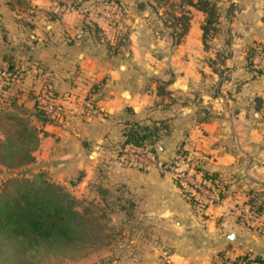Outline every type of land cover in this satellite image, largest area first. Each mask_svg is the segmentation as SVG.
Returning <instances> with one entry per match:
<instances>
[{
    "label": "crops",
    "instance_id": "1",
    "mask_svg": "<svg viewBox=\"0 0 264 264\" xmlns=\"http://www.w3.org/2000/svg\"><path fill=\"white\" fill-rule=\"evenodd\" d=\"M28 1L42 9L10 10L20 20L23 15L34 19L28 18L27 29L21 26V35L26 34L20 41L4 40L5 29L0 34V65L13 61L23 69L21 90L49 81L57 91L88 94L94 106L64 122H39V146L30 165L37 164L35 170H45L70 189L83 184L88 191L95 178L103 184L106 176L95 174L99 164L94 167L98 158L93 154L119 146L129 122L162 121L166 127L157 141L159 158L170 159L176 147L189 148L204 169L216 174L220 190L219 198L200 206L195 196L183 199L187 193L168 170L121 167L122 176L113 174L142 195L155 192L157 204L174 194L176 204L189 205L188 213L175 220L189 231L182 236L187 243L168 256L174 264H225L216 259L222 251L229 258L258 256V264H264V228L249 227L236 208L254 196L264 209V120H247L246 107L232 106L225 96L204 89L209 75L200 71L204 43L199 23L192 18L186 40L172 43L167 35L142 36V16L150 11L133 4L146 0H119L124 12L118 25L114 18L92 12L57 13L52 0ZM0 20L2 29V14ZM251 111L264 114L262 106H251ZM1 169L6 170L0 164Z\"/></svg>",
    "mask_w": 264,
    "mask_h": 264
},
{
    "label": "rangeland",
    "instance_id": "2",
    "mask_svg": "<svg viewBox=\"0 0 264 264\" xmlns=\"http://www.w3.org/2000/svg\"><path fill=\"white\" fill-rule=\"evenodd\" d=\"M52 1L53 9L57 13L76 11L57 10L55 1ZM85 1L87 0H80L79 7L90 6L84 5ZM140 2L142 5L135 2L134 7L146 8L150 11L142 16V27L145 30L142 31L144 39L167 35V39L174 43V39L182 30V25L175 24V20L170 17L171 14L181 12L183 16L189 15L188 29L192 18L200 26L204 19L203 11L198 9L196 11V8L188 3L179 5L180 0H159V2L146 0ZM11 9L40 11L42 8H35L28 0H0V14L4 16L0 34L3 35L5 29L7 33H4V40L10 38L11 41H20L19 38L25 37L26 34L24 31L21 35V26L27 29L30 25L29 19L33 20L34 17L29 18V16L23 15L21 19H24V23L23 20L10 12ZM167 10L170 14L166 13ZM216 10L218 19L211 25L215 28L210 29L206 38L207 43L202 48L204 51L202 67L204 69H200V71L203 72V76L209 75L204 89L209 95L225 96L232 106L246 107L249 110L245 113L247 120H264V114L251 111V106L255 105L264 108V0H216ZM113 15L116 14L113 12ZM121 17V15L112 17L115 25H118L117 20ZM201 34L202 31L200 33L202 40ZM187 36L188 30L181 35L180 41L186 40ZM242 46H244L243 49ZM253 47L256 52L251 55V63H249V58L246 55L248 48ZM247 81L254 83L248 85L246 84ZM22 82L23 78L20 86ZM30 90L33 89L30 87L23 89L17 100V103L23 102L20 110L23 111L24 116H28L27 113H29L33 102L32 99H28L31 95ZM203 90L202 92H204ZM238 95L240 96L239 99L237 98ZM249 96L254 97L253 100L250 101ZM29 118L36 124L40 122L35 116L29 115ZM120 148L121 145H108L102 149L100 154H93L92 156L93 159L98 158L94 165L95 167L99 164L95 169V174L97 172L99 175L104 174V172L106 174L105 177L101 178L103 184L98 183L99 178H95L88 191H83V184L70 189L81 200V204H99L103 207L97 210V213L102 216L101 222H106L108 228L103 229V231L98 229L96 240L87 245L83 255L75 258L44 257L42 264H174L168 254L185 245L187 242L182 239V236L190 234L186 228H180L175 220L179 219V216H183L181 212L188 213L186 211L189 210V205L176 204L177 199L174 194H166L165 204H157L155 192L142 195L140 189L137 190L135 187L131 189L130 185L117 177V175L122 176L120 168L135 170H142L143 168L121 163L118 158ZM179 148L181 146L176 147V151ZM36 166L37 164H28L26 167L11 170L1 169L0 184L4 179L14 174H29L37 168ZM114 173L117 175L114 176ZM93 176L94 173L91 178ZM183 192L186 193V191ZM181 196L183 199L190 200V196L193 195L184 194ZM187 196L189 197L187 198ZM103 210H105L106 215H103ZM218 254L220 253L218 252ZM0 264L6 263L1 261Z\"/></svg>",
    "mask_w": 264,
    "mask_h": 264
},
{
    "label": "trees",
    "instance_id": "3",
    "mask_svg": "<svg viewBox=\"0 0 264 264\" xmlns=\"http://www.w3.org/2000/svg\"><path fill=\"white\" fill-rule=\"evenodd\" d=\"M23 1V0H16ZM118 16L124 12L119 0H103ZM159 2V0H157ZM161 2V1H160ZM138 5H142L140 1ZM188 3L190 6L204 12V19L200 26L202 41L206 45V38L211 26L218 19L216 0H180L179 5ZM80 0H74L79 6ZM166 13H169L168 10ZM175 24H181L174 43L179 42L181 35L188 30L189 15L171 14ZM256 49L248 48L247 57L251 63V55ZM6 68L11 71L9 78L0 81V94L5 96V102L0 104V164L7 170L26 167L35 161L34 151L39 146V127L32 122L29 115L35 116L41 123L52 118L37 104L35 90H30L32 106L28 116L23 115L18 100L20 82L23 69L8 61ZM42 85L58 92L51 82ZM162 89L163 88H159ZM29 92V91H28ZM260 107V105H256ZM164 122L141 123L129 122L123 128L124 139L121 147L127 144L147 148L152 152L157 150V141L164 129ZM186 152L192 155L189 148ZM192 162L202 175L216 182V174L208 172L192 155ZM177 184V183H176ZM178 185V184H177ZM103 190V189H101ZM188 194V192L186 191ZM190 195V194H189ZM191 197V196H190ZM246 203L258 212H264L263 206L257 198L252 196ZM103 207L99 204H81L70 188L53 180L43 169H37L25 175L14 174L7 177L0 184V262L6 264H42L44 257L75 258L83 255L88 244L96 240V232L108 228L106 222H101L97 210ZM103 215H106L103 210ZM105 235V234H104ZM99 237V236H98ZM223 260L229 259L222 251L219 252ZM231 259L260 263L258 256L249 257L247 254L237 255ZM260 261V262H259Z\"/></svg>",
    "mask_w": 264,
    "mask_h": 264
},
{
    "label": "built area",
    "instance_id": "4",
    "mask_svg": "<svg viewBox=\"0 0 264 264\" xmlns=\"http://www.w3.org/2000/svg\"><path fill=\"white\" fill-rule=\"evenodd\" d=\"M57 10L69 11L78 10L79 12H92L93 14H102L105 17H114L113 11L104 1L90 3V6L79 7L74 5V0H54ZM11 71L6 68H0V81L9 78ZM35 100L51 118L57 122H64L73 115L88 114L93 110L92 98L86 94L79 96L71 91L55 92L50 86L40 85L35 90ZM5 102V96L0 94V104ZM118 158L121 163L139 168L148 169L158 167L172 172L174 181L188 194L195 196L200 206H204L219 198L220 190L217 182L204 177L200 170H197L192 162V155L185 151V148H179L173 157L167 160L159 158L156 152L147 148L127 144L120 148ZM240 216L245 223L252 228H264V212H258L248 204H240L237 207ZM225 264H258L256 262H247L243 259L223 260L220 255L216 256Z\"/></svg>",
    "mask_w": 264,
    "mask_h": 264
}]
</instances>
